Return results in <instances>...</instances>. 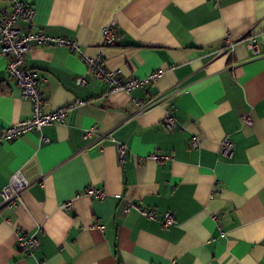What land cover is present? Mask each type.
<instances>
[{"label":"crops","instance_id":"1","mask_svg":"<svg viewBox=\"0 0 264 264\" xmlns=\"http://www.w3.org/2000/svg\"><path fill=\"white\" fill-rule=\"evenodd\" d=\"M24 1L35 16L21 28L79 48L32 43L26 54L45 111L86 103L42 129L49 142L37 130L0 140V191L18 171L29 182L12 208L0 196V264H264V0ZM98 55L122 79L163 73L108 93L84 59ZM8 59L0 55V129L32 112ZM136 99L152 105L140 111ZM168 111L172 128L162 122ZM115 142L126 147L122 161ZM165 211L174 216L167 227ZM32 234L40 242L28 255L19 238Z\"/></svg>","mask_w":264,"mask_h":264},{"label":"built area","instance_id":"2","mask_svg":"<svg viewBox=\"0 0 264 264\" xmlns=\"http://www.w3.org/2000/svg\"><path fill=\"white\" fill-rule=\"evenodd\" d=\"M6 1L9 2V11L4 14H0V55L9 56L7 62L9 75L16 85L20 87L22 97L26 100H30L32 103V112L30 117L20 119L17 122L0 129V140L9 141L21 137L30 131L37 130L40 132V140L43 142H49V138L41 133L42 129L51 124L64 123L67 112L75 107L84 105L86 101L76 99L63 104L50 112H46L45 99L43 98L40 86L41 78L37 77L33 70L24 67V59L32 43H36L38 45H64L69 47L70 51L75 53L79 52V48L75 41L49 35L42 29L31 31L21 28L19 23L22 21H25L28 24L32 23L35 16L33 7L24 0ZM103 33L105 37L104 42L111 43L113 39L109 28L104 27ZM246 42L248 49L251 50L253 55H258L260 53L259 44L253 37L247 38ZM84 59L87 67L91 70L94 77L107 83L108 93H114L117 91L130 93L135 88L141 87L146 83L158 79L163 73L162 70L158 69L143 78L134 77L122 79L117 70H111L105 67L99 55L95 57H84ZM76 83L78 85H84L86 81L82 76H79L76 78ZM135 103L140 111L152 105V102H146L141 99H136ZM162 122L167 127L172 128L175 124V118L168 111L166 112ZM244 123L246 125H250L251 120L248 117H244ZM110 140L113 141L114 139L110 138ZM115 143L118 158L122 161L126 152V147L123 143ZM190 144L191 147H198V139L193 137ZM232 148V142L228 137H225L221 142L222 153L230 155L232 153ZM154 157L159 161H164L169 158V155H154ZM28 186L29 182L19 171L14 173L9 183L0 191L2 201L10 208L16 206L19 204L21 199V193L27 189ZM85 192L94 198L100 199L104 197V192L101 189L88 187ZM62 206L69 207L70 203L64 202ZM142 213L151 218L156 216V212L154 210H143ZM9 223L11 222L9 221ZM173 223V213L165 211L163 213L161 225L163 227H167ZM39 242V237L33 234L27 237L19 238L21 251L28 255H31L32 251L37 248Z\"/></svg>","mask_w":264,"mask_h":264}]
</instances>
